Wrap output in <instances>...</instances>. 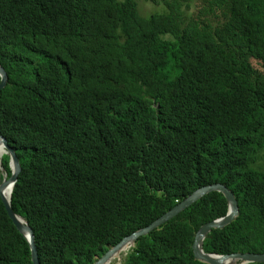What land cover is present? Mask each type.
<instances>
[{"label": "trees", "instance_id": "trees-1", "mask_svg": "<svg viewBox=\"0 0 264 264\" xmlns=\"http://www.w3.org/2000/svg\"><path fill=\"white\" fill-rule=\"evenodd\" d=\"M0 64V135L21 163L11 206L41 264H94L215 184L239 216L205 253L264 254V0H0ZM227 213L212 192L125 264H204L195 235ZM0 264H33L1 195Z\"/></svg>", "mask_w": 264, "mask_h": 264}, {"label": "water", "instance_id": "water-1", "mask_svg": "<svg viewBox=\"0 0 264 264\" xmlns=\"http://www.w3.org/2000/svg\"><path fill=\"white\" fill-rule=\"evenodd\" d=\"M0 76H1V82H0V90L4 88L7 84L8 76L6 74V71L4 68L0 65ZM0 139L3 140L5 146L8 148L11 159H12V175L11 177L5 181L11 183V189H13L15 182L18 179V175L20 173L21 167L19 163V159L13 150L12 147H10L7 143V140L4 136L0 135ZM4 182V183H5ZM212 192H219L221 193L226 201L228 202V213L225 217L218 219L216 221L207 223L203 225L200 230L195 235L194 243L192 246L194 258L204 264H228L227 262H234L233 264H255V263H262L264 264V254L262 255H255V254H233V255H216V254H207L205 253L203 249V244L206 238L209 236V234L213 230H223L225 227L229 226L238 216H239V207L238 202L234 196V194L227 189L225 186L221 184H215L211 186H207L204 188H201L194 192L192 195H190L187 199L176 205L172 210L167 212L165 215H163L161 218L154 221L151 225L148 227L141 229L135 233H133L131 236L123 239L118 245L111 248L103 257L98 259L94 264H101L103 261H105L115 250L122 247L123 245H133L137 243L138 239L140 237L146 236L149 233H151L153 230L161 227L165 223L169 222L170 220L177 217L180 213L187 210L189 207H191L195 202L201 200L204 196L212 193ZM0 194H1V188H0ZM2 200L6 206V210L12 219L14 225L18 229V231L27 239L30 245L31 249V257L33 264H41L37 246L35 243V236L32 231V229L29 227L28 223L21 217L17 216L11 206V199L9 202H7L2 194H1Z\"/></svg>", "mask_w": 264, "mask_h": 264}, {"label": "bare ground", "instance_id": "bare-ground-1", "mask_svg": "<svg viewBox=\"0 0 264 264\" xmlns=\"http://www.w3.org/2000/svg\"><path fill=\"white\" fill-rule=\"evenodd\" d=\"M1 65V64H0ZM2 66V65H1ZM3 67V66H2ZM4 68V67H3ZM5 70V68H4ZM6 71V70H5ZM7 74V72H6ZM8 76V74H7ZM9 78V77H8ZM8 81V79H7ZM7 85V84H6ZM3 89V88H2ZM1 89V90H2ZM0 90V91H1ZM8 143V141H7ZM9 145V144H8ZM10 146V145H9ZM11 147V146H10ZM14 150V148H13ZM15 151V150H14ZM5 152L9 155V165L12 171V159H11V154L8 150V148L5 146L4 142L2 139H0V174H1V170L4 171L3 173V179L1 177V182H0V188H1V194L3 196V198L9 202L10 199L12 198V193H13V189H11V183L10 182H5L7 181L8 178V173L4 170L3 164H2V158L5 154ZM16 153V152H15ZM17 155V154H16ZM18 157V156H17ZM19 159V158H18ZM20 163V160H19ZM20 167H21V163H20ZM21 173V170H20ZM19 173V175H20ZM18 175V177H19ZM18 180V179H17ZM5 182V183H4ZM16 183V182H15ZM222 185V184H221ZM15 186V185H14ZM0 194V195H1ZM2 198V197H1ZM3 201V200H2ZM4 203V202H3ZM131 249V245H123L122 247L118 248L117 250H115L105 261H103L101 264H122L124 257L126 256V254L130 251ZM228 264H233L234 262H227Z\"/></svg>", "mask_w": 264, "mask_h": 264}, {"label": "rangeland", "instance_id": "rangeland-1", "mask_svg": "<svg viewBox=\"0 0 264 264\" xmlns=\"http://www.w3.org/2000/svg\"><path fill=\"white\" fill-rule=\"evenodd\" d=\"M139 11H140V14L142 16L146 17L152 13L161 12L162 8L152 4L150 2L139 1ZM261 160L264 161V156L262 157ZM259 166L264 167V163L263 162L259 163ZM3 173H4V171L1 170L0 179H1V177L3 179ZM0 182H1V180H0ZM126 257H127V254L124 257L122 264H125Z\"/></svg>", "mask_w": 264, "mask_h": 264}]
</instances>
